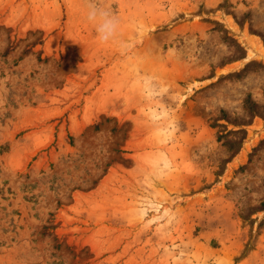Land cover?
Returning a JSON list of instances; mask_svg holds the SVG:
<instances>
[{
	"label": "rangeland",
	"instance_id": "1",
	"mask_svg": "<svg viewBox=\"0 0 264 264\" xmlns=\"http://www.w3.org/2000/svg\"><path fill=\"white\" fill-rule=\"evenodd\" d=\"M0 0V264H264V0Z\"/></svg>",
	"mask_w": 264,
	"mask_h": 264
},
{
	"label": "clouds",
	"instance_id": "2",
	"mask_svg": "<svg viewBox=\"0 0 264 264\" xmlns=\"http://www.w3.org/2000/svg\"><path fill=\"white\" fill-rule=\"evenodd\" d=\"M85 18L94 26L102 44L120 42V20L102 0H85Z\"/></svg>",
	"mask_w": 264,
	"mask_h": 264
}]
</instances>
